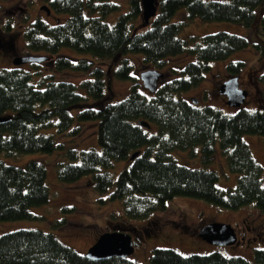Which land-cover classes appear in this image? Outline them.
Masks as SVG:
<instances>
[{
  "label": "trees",
  "instance_id": "trees-1",
  "mask_svg": "<svg viewBox=\"0 0 264 264\" xmlns=\"http://www.w3.org/2000/svg\"><path fill=\"white\" fill-rule=\"evenodd\" d=\"M263 2L156 0L157 13L145 22L142 0H128L126 10L116 0H49V8L65 17L51 23L38 16L23 29L27 49L46 53L36 55H47L43 61L48 71L42 68L43 61L13 62L0 68V116L7 117L0 122V153L53 152L64 145L40 128L76 136L85 122L97 120L101 150L67 148V160L57 163L60 181L72 183L87 175L98 191L112 188L110 199L122 200L129 219L148 220L177 195L233 209L254 202L264 212L263 166L243 138L248 132L264 135V109L241 105L226 112L212 104L200 106L181 95L205 78L211 61L248 47L250 40L227 30L180 36L196 16L249 26ZM181 6L187 7L188 19L173 21ZM261 27L264 30V14ZM5 28L10 29L11 24ZM64 46L86 55L59 53ZM130 52L142 53V62L159 71L169 56L185 54L188 60L172 67L168 72L173 75L168 78L162 71L164 77L156 91L146 92L134 75V64L127 56ZM244 65L240 59L230 61L227 69L239 76ZM60 73L83 78L76 83ZM257 78L264 84V71ZM115 79L131 81L128 95L119 101H114ZM140 120L156 123L157 131L149 133L146 128L150 126L139 124ZM217 141L229 170L238 173L235 188L219 187L217 171L181 164L171 155L175 149L195 154L200 144L203 161L210 162ZM136 151L139 154L131 158ZM127 158L131 164L114 180L110 172L114 161ZM46 173L45 164L37 159L15 165L0 157V220L36 217L31 207L49 197ZM150 260L152 264H264V248L255 249L254 263L243 255L228 256L219 250L183 254L162 246L153 249ZM0 264L142 263L129 256L91 259L51 232L18 228L0 235Z\"/></svg>",
  "mask_w": 264,
  "mask_h": 264
},
{
  "label": "rangeland",
  "instance_id": "rangeland-1",
  "mask_svg": "<svg viewBox=\"0 0 264 264\" xmlns=\"http://www.w3.org/2000/svg\"><path fill=\"white\" fill-rule=\"evenodd\" d=\"M116 1L121 2L123 10L128 8V0ZM43 5L50 7L49 0H0V39L4 42V39L7 38L12 44L6 46L0 42V68L13 65V58L16 55L46 54L31 52L25 46L23 37L25 25L38 16L51 23L65 17V14L56 13L53 10H50L48 14ZM263 14L264 2L256 8L255 19L249 26L226 20L205 21L199 16L190 19L180 32L182 38L227 30L246 35L250 44L248 47L236 50L225 59L211 61L212 68L205 74V78L189 90L183 91L181 95L186 96L189 100L196 97L197 104L200 106L212 104L226 112H231L237 107L227 103V96L220 93L219 87L224 80L232 76L227 69V63L240 59L244 61L245 65L239 73V85L248 90L247 98L242 105L252 109H264L262 96L264 84L257 78L264 71V30L261 27ZM187 19L188 9L186 6H181L172 17L173 21ZM9 23L11 28L6 29L5 27ZM256 43L260 44L259 49L255 46ZM59 53H67L73 57L86 55L66 46L62 47ZM127 56L134 64V75L139 78L141 87L149 92L142 84L140 72L153 67L142 62L143 54L140 52H130ZM187 60L188 57L185 54L169 56L166 64L160 70L164 71L165 78H168L173 75L168 72L172 67L178 68ZM42 68L45 72L48 71L47 62L43 61ZM59 75L76 83L79 82V77L80 80L83 78L81 74L76 73L72 75L60 73ZM34 76L36 77V75ZM130 87V80L115 79L114 88L117 94L114 101L126 97ZM146 130L149 133L157 131L156 123H152ZM40 132L53 134L55 140L62 143L64 147L50 153L7 154L6 151H2L0 157L7 163L15 165H24L30 159L43 162L47 170L48 201L31 207V211L36 215L34 218L0 220V235L18 228L40 229L53 233L61 242L80 253H86L100 233L114 229V227H121L129 229L133 237L139 238L134 252L129 257L142 264H152L150 255L155 247L160 246L175 248L183 254L208 253L219 250L228 256L243 255L253 263L255 249L264 248V212L260 211L254 202L233 209L222 207L202 198L177 195L168 201L165 210L156 211L148 220H138L129 219L125 215L122 200L110 199L112 188L106 192L98 191L89 182L87 175L72 183L60 181L57 176V163L67 160L65 155L67 148L82 150L93 147L101 150L98 142L97 120L85 122L80 133L76 136L58 133L54 128H40ZM243 138L249 144L253 156L263 166L264 183V135L248 132L243 134ZM195 150V154H192L189 150L175 149L171 151V155L181 164L217 171L216 184L219 187L231 189L236 187L238 173L229 170L219 141L216 143L214 158L210 162L203 161L200 144L196 145ZM131 162L130 158L114 161L113 167L110 168L114 180L121 170L128 167ZM212 221L230 223L235 228L240 242L232 245H218L200 237L199 229Z\"/></svg>",
  "mask_w": 264,
  "mask_h": 264
},
{
  "label": "water",
  "instance_id": "water-1",
  "mask_svg": "<svg viewBox=\"0 0 264 264\" xmlns=\"http://www.w3.org/2000/svg\"><path fill=\"white\" fill-rule=\"evenodd\" d=\"M50 13V8L47 5H43ZM143 19L145 22H149L150 19L157 13L156 0H142ZM47 59V55L36 54H24L16 55L13 62L15 64H23L26 62L43 61ZM164 77V73L154 68H147L140 72V78L142 84L149 91H156L159 80ZM220 93L227 96V103L231 106H241L248 95V90L241 88L239 85V76L234 75L224 80L219 87ZM192 102L197 103L198 99L193 97ZM7 120L6 116H0V122ZM139 124L143 126H150L148 121L140 120ZM138 151L131 154V158H134ZM198 235L203 239L218 245H232L238 244L240 240L236 234L235 228L230 223H223L212 221L203 225ZM132 234L123 228L108 229L102 232L96 241L89 247L85 255L91 259H106L113 256L128 257L131 255L136 246Z\"/></svg>",
  "mask_w": 264,
  "mask_h": 264
},
{
  "label": "flooded vegetation",
  "instance_id": "flooded-vegetation-1",
  "mask_svg": "<svg viewBox=\"0 0 264 264\" xmlns=\"http://www.w3.org/2000/svg\"><path fill=\"white\" fill-rule=\"evenodd\" d=\"M5 41L3 42L1 39H0V42H3V45H6V46H11L12 44L11 43H9V40H7V38H5L4 39ZM12 49H14L13 47H12ZM134 238V241H136V242H139V238L138 237H133ZM95 240H96V238H95ZM137 244V243H136Z\"/></svg>",
  "mask_w": 264,
  "mask_h": 264
}]
</instances>
